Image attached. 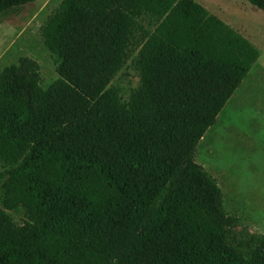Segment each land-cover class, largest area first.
I'll return each mask as SVG.
<instances>
[{
  "label": "trees",
  "instance_id": "trees-1",
  "mask_svg": "<svg viewBox=\"0 0 264 264\" xmlns=\"http://www.w3.org/2000/svg\"><path fill=\"white\" fill-rule=\"evenodd\" d=\"M39 34L52 83L28 57L0 70V208L26 220L0 211V264H264L195 162L259 50L195 0H60Z\"/></svg>",
  "mask_w": 264,
  "mask_h": 264
},
{
  "label": "rangeland",
  "instance_id": "rangeland-1",
  "mask_svg": "<svg viewBox=\"0 0 264 264\" xmlns=\"http://www.w3.org/2000/svg\"><path fill=\"white\" fill-rule=\"evenodd\" d=\"M59 1L35 0L2 20L0 70L19 57H28L39 65L43 88L57 78L39 28ZM196 2L242 34L262 54L256 62L260 64L253 65L215 125L205 132L195 154V162L216 179L226 212L238 219L230 230L231 240L247 241L251 236L264 235V10L246 0ZM113 83L126 97L138 84V75L128 64ZM0 211L14 227L25 225L21 213Z\"/></svg>",
  "mask_w": 264,
  "mask_h": 264
},
{
  "label": "crops",
  "instance_id": "crops-1",
  "mask_svg": "<svg viewBox=\"0 0 264 264\" xmlns=\"http://www.w3.org/2000/svg\"><path fill=\"white\" fill-rule=\"evenodd\" d=\"M195 1H196V0H195ZM202 7H203V6H202ZM203 8H204V7H203ZM207 11H208V10H207ZM209 13H210V12H209ZM210 14H211V13H210ZM212 15H214V14H212ZM214 16H216V15H214ZM216 17H217V16H216ZM217 18H218V17H217ZM219 19H220V18H219ZM220 20H221V19H220ZM221 21H222V20H221ZM222 22H223V21H222ZM226 25H227V24H226ZM228 26H229V25H228ZM229 27H230V26H229ZM232 29H233V28H232ZM233 30H235V29H233ZM235 31H236V30H235ZM236 32H237V31H236ZM237 33H239V32H237ZM239 34H240V33H239ZM240 35H242V34H240ZM242 36H243V35H242ZM243 37H244V36H243ZM244 38H245V37H244ZM246 39H247V38H246ZM247 40H248V39H247ZM248 41H249V40H248ZM249 42H250V41H249ZM250 43H251V42H250ZM251 44H252V43H251ZM252 45H253V44H252ZM253 46H254V45H253ZM254 47H255V46H254ZM255 48H256V47H255ZM257 49H258V48H257ZM258 50H259V49H258ZM259 52H260V55H259L258 59H259V58H262L261 51L259 50ZM258 59H257V61H258ZM257 61H256V62H257ZM256 62H255V63H256ZM257 64H260V63L258 62V63H256V64H254V68L256 67ZM252 67H253V66H252ZM252 67H251V68H252ZM254 68H253V69H254ZM244 79H245V78H244ZM244 79H243V80H244ZM242 82H243V81H242ZM242 82H241V84H242ZM241 84H240V85H241ZM239 87H240V86H239ZM239 87H238V88H239ZM238 88H237V89H238ZM237 89H236V90H237ZM236 90H235V91H236ZM231 97H232V96H231ZM228 101H229V100H228ZM225 105H226V104H225ZM223 108H224V107H223Z\"/></svg>",
  "mask_w": 264,
  "mask_h": 264
}]
</instances>
